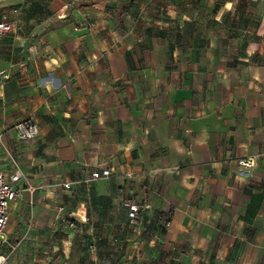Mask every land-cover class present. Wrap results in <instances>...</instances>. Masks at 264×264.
Listing matches in <instances>:
<instances>
[{"label":"crops","instance_id":"crops-1","mask_svg":"<svg viewBox=\"0 0 264 264\" xmlns=\"http://www.w3.org/2000/svg\"><path fill=\"white\" fill-rule=\"evenodd\" d=\"M0 3L5 264H264V0Z\"/></svg>","mask_w":264,"mask_h":264},{"label":"built area","instance_id":"built-area-1","mask_svg":"<svg viewBox=\"0 0 264 264\" xmlns=\"http://www.w3.org/2000/svg\"><path fill=\"white\" fill-rule=\"evenodd\" d=\"M1 1V0H0ZM12 27L11 22L8 20L7 16L2 10L0 3V33L10 31ZM7 74L1 70L0 78H6ZM14 130L20 140H32L39 134V123L32 115H27L23 119L17 121L14 125ZM1 140V135H0ZM254 159L252 156L247 158H242L238 161L240 167H248L253 165ZM13 167L9 173H6L3 168L0 167V245L7 244L12 248L9 243V239L6 233V226L9 221V206L12 200H14L22 189V184H28L30 188L29 180L27 174L22 170V168L12 159ZM177 168V167H176ZM111 175L110 168H102L93 170L87 177V181L95 180L98 178H104ZM125 176L128 178L132 177L131 172H125ZM61 185L65 188L70 187V182L64 181ZM145 190H149L147 184L143 185ZM128 206V217L129 223L136 225L140 222L143 211L148 206V202L145 200L129 199L127 201ZM163 223L165 227L171 225V217H163ZM73 222H69V226H73ZM89 250L91 252L95 251V245H89ZM7 255L0 251V264H5Z\"/></svg>","mask_w":264,"mask_h":264},{"label":"rangeland","instance_id":"rangeland-1","mask_svg":"<svg viewBox=\"0 0 264 264\" xmlns=\"http://www.w3.org/2000/svg\"><path fill=\"white\" fill-rule=\"evenodd\" d=\"M7 159H8V162H9L11 168L13 167L12 159H14L15 162L20 166V161H19L15 156H14V157L9 156V158H7ZM10 167H9V168H10ZM20 167H21V166H20ZM9 168H8L7 170H5L6 173L8 172ZM21 186H22V185H21ZM6 228H7V226H6ZM9 248H10V247H9L6 243L0 245V251H2V252H8V251H9ZM88 249H89V248H88Z\"/></svg>","mask_w":264,"mask_h":264}]
</instances>
